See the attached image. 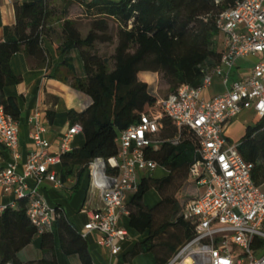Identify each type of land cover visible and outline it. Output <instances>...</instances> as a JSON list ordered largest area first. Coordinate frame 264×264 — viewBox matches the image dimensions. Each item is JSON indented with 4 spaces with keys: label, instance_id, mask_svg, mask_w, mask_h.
I'll return each instance as SVG.
<instances>
[{
    "label": "trees",
    "instance_id": "16d2710c",
    "mask_svg": "<svg viewBox=\"0 0 264 264\" xmlns=\"http://www.w3.org/2000/svg\"><path fill=\"white\" fill-rule=\"evenodd\" d=\"M51 1L24 0L16 9L14 35L6 29L5 39L0 43V106L16 122L21 114L17 100L5 96V88L19 81L11 60L21 52L46 60L43 38L50 34L48 26L55 16L50 9ZM62 1L64 17L72 4H78L92 20L88 35L83 37L76 22L65 19L62 27L65 43L60 49L66 65L73 64L68 55L77 50L86 74L85 81H78V89L90 104L73 118L74 125L82 126L85 144L62 159L64 178L76 170L81 180L91 162L108 161L118 155L119 133L137 125L142 115L155 114L153 111L160 108V101L150 93L149 85L139 80L140 73L162 75L172 93L184 85L203 86L207 72L221 62L222 52L217 49L216 38L222 34L216 26L217 16L233 0L222 6H217L215 0H95L90 4ZM207 16L210 18L205 21ZM110 21L117 23L116 36L111 33ZM115 41L112 59L93 52L97 43ZM263 125L264 121L247 128L238 148L244 161L254 165L253 180L259 187L264 186ZM162 126V139L176 137L175 124L165 115ZM148 158L165 168L169 175L160 181L148 178L141 181L130 208V228L148 234L140 246L142 253H152L158 264H168L195 234L182 213L198 197L193 193L197 184L191 168L199 157L192 136L187 134L176 145L166 142L159 151L150 150ZM153 187H158L163 202L148 210L143 199ZM181 194L186 198L184 202L179 200ZM57 214L64 252L77 255L81 264H94L83 234L70 225L61 208H57ZM49 235L40 237L46 240ZM37 236V229L27 216L26 201H20L17 210L4 211L0 216V264H19L18 253Z\"/></svg>",
    "mask_w": 264,
    "mask_h": 264
},
{
    "label": "built area",
    "instance_id": "2783aa9c",
    "mask_svg": "<svg viewBox=\"0 0 264 264\" xmlns=\"http://www.w3.org/2000/svg\"><path fill=\"white\" fill-rule=\"evenodd\" d=\"M69 1L90 4L95 0ZM226 1L215 3L222 6ZM216 26L225 38V47L220 64L207 72L203 86L184 85L161 100L158 114L142 115L137 125L119 133L116 157L96 159L88 167L91 190L100 191L104 207L88 212L83 236L98 234L99 246L111 257L121 253V242L129 237L120 226L121 218L130 215L126 197L137 193L143 174L150 175L159 168L148 158V152L158 151L166 142L176 145L190 134L199 157L191 168L198 197L185 207L182 216L195 234L168 264H264V193L253 180L254 165L245 162L239 145L225 137L227 125L245 111L252 110L264 120V0H233L217 16ZM250 57L258 58L251 71L231 82L237 62ZM214 76L223 79L226 92L205 100L203 91ZM164 115L178 130L174 139L161 138ZM17 126L0 106V141L14 157V162L0 172V198L14 195L16 201H26L28 219L42 236L52 232L58 214L40 196L39 187L45 182L56 189L66 187L50 168L62 164L83 129L73 125L54 156L51 144L41 137L45 130L36 124L31 137L38 150L29 155L23 173H19ZM8 208L1 207L0 214Z\"/></svg>",
    "mask_w": 264,
    "mask_h": 264
},
{
    "label": "crops",
    "instance_id": "0c3cea01",
    "mask_svg": "<svg viewBox=\"0 0 264 264\" xmlns=\"http://www.w3.org/2000/svg\"><path fill=\"white\" fill-rule=\"evenodd\" d=\"M120 2L121 0H112ZM24 0H0V43L5 39V30L8 29L11 35H14L16 26V9L23 4ZM50 9L55 16L49 24L50 34L44 36L43 47L47 51L46 60H39L35 57L21 52L15 55L11 60L13 73L19 81L5 88V96L17 100L20 109V118L18 124L19 144L17 152L20 155L18 162V172L23 173L24 165L30 154L37 151L38 148L32 140V133L36 124L45 131L41 137L51 144V153L58 154L63 136L74 125V116L82 113L90 104L87 96L78 89V81H85L86 74L80 60L77 50H73L69 58H72L73 64L66 65L65 56L62 51L65 43L63 35V23L65 19L76 21L77 14L83 16V8L78 4H72L68 8V14L64 17L65 5L62 0H52ZM89 21H92L88 19ZM77 24V23H76ZM82 34L81 29L77 25ZM223 36V35H222ZM224 44H225V38ZM223 44V49L225 45ZM223 53V51H222ZM257 57L241 59L232 70L231 81H239L242 76L248 74L257 62ZM254 61V62H251ZM141 82L152 85L157 80V74L142 72L138 75ZM226 92L223 79L220 76H214L211 85L203 91L202 97L205 100H211ZM257 116L252 110L243 112L240 116L231 121L225 130L226 139L240 145L232 132L238 130L241 124L246 132L247 128H254L256 125L251 121H246L245 116ZM251 117V120H252ZM237 139V137H236ZM85 144L83 133L77 135L72 142V149H80ZM162 147V146H161ZM159 148V150L161 149ZM158 150V151H159ZM14 162L13 152L7 149L0 141V172L9 164ZM52 172L65 182L64 189H56L50 183H43L39 187V194L43 197L52 208H61L64 211L66 220L79 233H84V227L89 221L88 212H97L103 209L104 203L100 191L91 190V176L88 169L81 180L79 173L74 170L72 174L64 178L65 169L62 164L52 166ZM169 172L159 166V168L150 175L143 174V179H152L160 181L166 178ZM79 183V188L75 186ZM31 184L34 186V182ZM198 196V190L193 192ZM172 195V193L170 194ZM134 194H129L125 199V205L129 212ZM184 195H179V200L185 201ZM163 202L158 187H153L144 196L143 204L148 210H153ZM9 207L13 210L19 208V202L14 195H3L0 198V208ZM2 214H0L1 216ZM120 226L124 227L129 237L121 242V253L116 257H111L110 252L99 246V235L95 233L88 234L85 239L88 244L89 253L94 264H137L141 256H151L152 264H158L156 257L141 252V244L148 237L147 233L140 234L130 228L129 216H123L120 220ZM46 242V244L44 243ZM17 259L19 264H47L55 262L57 264H81L77 255L66 254L62 249L61 235L56 223L48 239L43 240L37 236L31 244L21 250ZM150 262H147L149 264Z\"/></svg>",
    "mask_w": 264,
    "mask_h": 264
},
{
    "label": "rangeland",
    "instance_id": "374dc122",
    "mask_svg": "<svg viewBox=\"0 0 264 264\" xmlns=\"http://www.w3.org/2000/svg\"><path fill=\"white\" fill-rule=\"evenodd\" d=\"M82 15L83 16H79L77 14V16H76L77 18H76L75 22L79 26V29H81L82 36L86 37L89 33V30H90L91 21L88 20L90 18L86 16L84 10H83ZM110 27H111V31H112L111 33L114 36H116L117 29H118L117 23L115 21H110ZM216 43L218 45L217 49L220 52H222L224 50L223 49L224 39H223L222 35H219L216 38ZM116 46H117V41H115L112 44H99V43H97L94 46L93 52H96L102 58L112 59V57L115 54ZM251 62H254V61L251 60ZM110 68L111 69L113 68V62H111ZM231 82H233V81H231ZM149 87H150V93L154 97H156L159 101L166 99L169 95L172 94V92L170 91V88H169L168 84L166 83L165 79L163 78L162 75H159V74H157V80L151 86L149 85ZM153 112L155 114H158V112H160V108L158 107ZM251 117H252V115L249 114V116L246 115L244 118L246 121H251V124H253V125H258L264 121L263 118L258 117V116L252 117V120H251ZM237 129L238 130H236V133H235V131L232 132V137L235 138V140L237 142H240L244 138L246 132L244 130V127L241 124L238 125ZM236 137H237V139H236ZM261 190L264 193V186L261 187ZM141 257L142 258L137 260V262H138L137 264H147V262H150L149 264H152L151 256L145 255L144 257L143 256H141Z\"/></svg>",
    "mask_w": 264,
    "mask_h": 264
}]
</instances>
